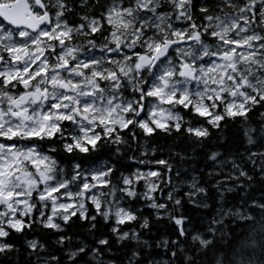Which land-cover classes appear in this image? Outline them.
<instances>
[{"label": "snow or ice", "instance_id": "1", "mask_svg": "<svg viewBox=\"0 0 264 264\" xmlns=\"http://www.w3.org/2000/svg\"><path fill=\"white\" fill-rule=\"evenodd\" d=\"M0 264H264V0H0Z\"/></svg>", "mask_w": 264, "mask_h": 264}]
</instances>
